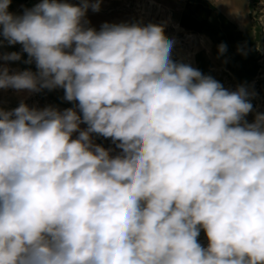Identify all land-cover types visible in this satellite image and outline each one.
<instances>
[{"label":"clouds","instance_id":"clouds-1","mask_svg":"<svg viewBox=\"0 0 264 264\" xmlns=\"http://www.w3.org/2000/svg\"><path fill=\"white\" fill-rule=\"evenodd\" d=\"M101 2L0 0V90L73 105L0 106V264H264L253 94L175 60L162 24L90 26Z\"/></svg>","mask_w":264,"mask_h":264},{"label":"rangeland","instance_id":"rangeland-1","mask_svg":"<svg viewBox=\"0 0 264 264\" xmlns=\"http://www.w3.org/2000/svg\"><path fill=\"white\" fill-rule=\"evenodd\" d=\"M38 2L12 0L9 11L22 14ZM87 19L97 30L105 22L162 24L165 35L175 42V60L211 75L228 90L244 86L253 94V112L246 117L248 122L254 120L256 113H264V0H102L100 11L89 10ZM221 44L226 46L223 53L219 50ZM3 51H20V45H5ZM177 51L186 52L183 59L176 55ZM24 59L26 53L21 61L9 63L16 66L13 69L35 71V65L23 63ZM9 91L16 92L15 97L30 106L52 105L61 110L73 106L62 99V89L31 94ZM96 142L112 146L110 140L102 137ZM199 241L207 246L203 231Z\"/></svg>","mask_w":264,"mask_h":264},{"label":"crops","instance_id":"crops-1","mask_svg":"<svg viewBox=\"0 0 264 264\" xmlns=\"http://www.w3.org/2000/svg\"><path fill=\"white\" fill-rule=\"evenodd\" d=\"M9 67H11L12 69L16 66L10 64L8 62ZM0 106L4 107L5 109H12L15 108L16 106H18V101L19 98L15 97V95L17 94L16 92H11L9 91V89L7 90H0ZM17 98V99H16Z\"/></svg>","mask_w":264,"mask_h":264},{"label":"bare ground","instance_id":"bare-ground-1","mask_svg":"<svg viewBox=\"0 0 264 264\" xmlns=\"http://www.w3.org/2000/svg\"><path fill=\"white\" fill-rule=\"evenodd\" d=\"M177 32V31H176ZM191 38V37H190ZM189 39V38H188ZM186 47V46H185ZM179 55L182 59H183V57L186 55V52H183V51H177V53H176V55ZM187 58V57H186ZM176 59H178V58H176ZM183 63V62H182Z\"/></svg>","mask_w":264,"mask_h":264}]
</instances>
